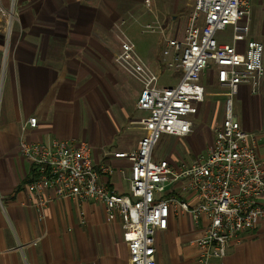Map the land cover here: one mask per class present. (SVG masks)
Wrapping results in <instances>:
<instances>
[{"label":"crops","instance_id":"crops-1","mask_svg":"<svg viewBox=\"0 0 264 264\" xmlns=\"http://www.w3.org/2000/svg\"><path fill=\"white\" fill-rule=\"evenodd\" d=\"M12 1L0 0V264H131L122 217L116 211L109 214L102 202L58 198L39 214L37 195L28 186L33 167L18 144L22 124L35 116L37 125L27 128L26 138L86 141L95 163L111 165L104 179L116 192H128L129 161L105 157L104 151L132 150L143 134L142 127L126 126L134 119L141 84L117 65L115 55L122 17L134 12L135 27L151 18L145 0H14L18 15L8 31L3 11ZM149 2L152 14L166 17L167 35H183L189 0ZM259 16L260 30L253 24L252 32L250 24V35L264 44V0ZM161 40L142 45L141 56L156 71L163 67ZM234 96V114L245 130L256 133L264 165V78L256 91L244 84ZM204 103L197 105V113ZM138 110L146 117V111ZM208 111L204 109V119L209 120ZM138 123L142 126V120ZM199 140L200 150H206L209 144L201 136ZM154 154L174 165L193 160ZM202 225L189 214L172 213L157 231L158 264H196L192 241ZM209 264H264V219L242 232L222 261L214 258Z\"/></svg>","mask_w":264,"mask_h":264},{"label":"built area","instance_id":"built-area-1","mask_svg":"<svg viewBox=\"0 0 264 264\" xmlns=\"http://www.w3.org/2000/svg\"><path fill=\"white\" fill-rule=\"evenodd\" d=\"M250 15L251 0H194L182 38H167L162 51L163 67L180 71L176 83L168 85L137 51L123 28L126 19H121L115 62L140 82L136 107L147 115L136 148L107 149L104 155L129 161L128 192H116L104 179L111 165L95 163L86 141L26 138L27 128L37 125L31 116L21 126L18 146L33 167L28 186L37 195L39 214L58 198L102 202L109 214L116 211L122 217L131 264H158V229L172 213L189 214L195 224H203L192 241L198 250L196 264L222 261L229 245L264 219L258 137L242 127L232 108V97L242 85L256 91L264 78V44L250 35ZM207 69L230 94L212 141L188 163L156 158L162 134L192 131V116L205 101L201 81Z\"/></svg>","mask_w":264,"mask_h":264},{"label":"rangeland","instance_id":"rangeland-1","mask_svg":"<svg viewBox=\"0 0 264 264\" xmlns=\"http://www.w3.org/2000/svg\"><path fill=\"white\" fill-rule=\"evenodd\" d=\"M15 1L13 0L12 3L10 2L9 6L3 11L5 18H6L3 21V23L8 31H10L14 27L16 16L18 15L17 7L15 6ZM259 3H260V0H251V7L253 6L252 7L253 9L250 15V24H251L252 32H253V29H252L253 24H254V28L257 27V29L259 30L261 27L260 25L261 17L259 16ZM145 4L147 7L145 8L147 10V14L148 15L150 14L152 19L150 18L146 22H142V25H138L136 27L132 25L136 23V22H133V19L135 18L134 17L135 15L133 14L134 12L127 13L124 15V17H122L123 19H126L124 30L126 34L136 44L137 51L140 54L143 53L142 45H144L145 42H150V43L153 42V43L158 44V40L162 38L161 42L162 44H165L167 38H172L169 35H167V29L164 24L165 22L163 21V19L166 17H164V15L162 14L160 17L155 16L156 15L155 13L152 14V9H151L149 0H145ZM192 8H193V0H189V4L187 6V11H186V17L190 16L191 14L190 12L192 11ZM174 20L175 19H172L171 22H175V25H177L179 21H174ZM186 24H187V20L182 26L181 28L182 31L179 33V35L182 33L184 34L183 30L185 31ZM145 25L146 26L149 25L148 30L147 29L145 30ZM182 36L183 35L176 36V38H182ZM161 68H162L161 70H157L159 75H161L160 77L161 83H164V84L173 83L177 80L176 78H178L180 75L179 73L176 72L175 77H174L173 71L164 72L165 70L164 67H161ZM213 74H214L213 71H211L210 69H207L202 75L201 82L204 84V87H205V93H204L205 103L203 104L202 108L199 110V113L194 114L192 116V119L195 122L192 128V131L188 134V136H185V137H173V136H170V134H162V137L159 140L155 148L156 150L155 153H157L158 156L166 157V158L169 157L170 159L173 158L176 161H178V159L180 160L194 159V157L201 151L200 150L201 145L199 143L200 141L199 136H201V140L205 139L204 141H206V144H210V142L212 141L214 137L216 127L220 125V120L224 118L226 98L230 96L229 91L227 89L222 88L215 83ZM236 97L235 96L232 97L233 113L237 111ZM208 107H209L208 116L210 115L209 120L204 119V109H207ZM133 110L135 113L134 119H130L129 121H127L126 126L127 127L129 126L131 129H133L134 127H138V129L140 130V127L142 126L140 125V123H138V121L143 120L145 118V113L138 110V108L136 107V103H134ZM211 116H212V119H211ZM202 129L205 130V133L203 134H202ZM198 132H201V135L200 134L198 135ZM140 135L141 134L139 133L138 134L139 138H140Z\"/></svg>","mask_w":264,"mask_h":264}]
</instances>
